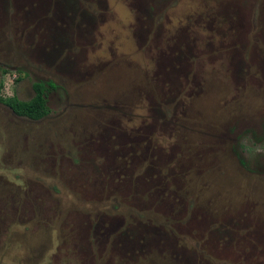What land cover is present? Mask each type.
Masks as SVG:
<instances>
[{
	"label": "rangeland",
	"instance_id": "1",
	"mask_svg": "<svg viewBox=\"0 0 264 264\" xmlns=\"http://www.w3.org/2000/svg\"><path fill=\"white\" fill-rule=\"evenodd\" d=\"M48 79L0 103V264H264V0H0V94Z\"/></svg>",
	"mask_w": 264,
	"mask_h": 264
},
{
	"label": "trees",
	"instance_id": "2",
	"mask_svg": "<svg viewBox=\"0 0 264 264\" xmlns=\"http://www.w3.org/2000/svg\"><path fill=\"white\" fill-rule=\"evenodd\" d=\"M34 96L29 100L19 99L17 96L12 95L9 97H3L0 94V103L8 106L15 114L20 116H26L28 118L38 120L44 117L48 113V107L46 105L45 89L47 85L42 81H36L33 83ZM48 86L53 87L51 83ZM238 160L244 168L255 171L258 166L251 167L249 163L241 156L238 155ZM259 171L262 165L259 164ZM263 168V167H262ZM147 227V226H145Z\"/></svg>",
	"mask_w": 264,
	"mask_h": 264
},
{
	"label": "flooded vegetation",
	"instance_id": "3",
	"mask_svg": "<svg viewBox=\"0 0 264 264\" xmlns=\"http://www.w3.org/2000/svg\"><path fill=\"white\" fill-rule=\"evenodd\" d=\"M65 4V3H64ZM153 6L152 5H149V3H148V5H147V9H146V13L148 14V15H151V13H152V10L154 9V7L152 8ZM81 8V7H80ZM67 15V14H66ZM36 82V81H35ZM42 82H44V84L45 85H47V87H46V89H45V97H46V94H47V91L49 90V89H53V88H56V83L53 81V80H51V79H48L47 81H42ZM49 83H51L52 85H53V87H51V86H48L49 85ZM33 85V84H32ZM33 87V86H32ZM33 91H34V89H33ZM33 96H34V94H33ZM32 96V97H33ZM31 97V98H32ZM31 98H29V99H31ZM20 99V98H19ZM29 99H27V100H29ZM1 104H3V103H1ZM3 105H5V104H3ZM46 105H47V100H46ZM6 106V105H5ZM8 107V106H7ZM48 107V106H47ZM9 108V107H8ZM13 112V111H12ZM14 113V112H13ZM48 113H49V109H48ZM47 113V114H48ZM46 114V115H47ZM17 115V114H16ZM45 115V116H46ZM18 116H20V115H18ZM44 116V117H45ZM22 117H26V116H22ZM28 118V117H27ZM43 118V117H42ZM42 118H40V119H42ZM29 119H31V118H29ZM40 119H38V120H40ZM32 120H34V119H32ZM238 157V156H237ZM243 157V156H242ZM244 158V157H243ZM238 162H239V160H238ZM240 163V162H239ZM241 164V163H240ZM257 166H258V168L260 167L259 166V164L257 163L256 164ZM261 165V164H260ZM242 166V165H241ZM242 167H244V166H242ZM264 167V166H263ZM246 169V168H245ZM260 169H262V167L260 168ZM248 170V169H247ZM249 171H251V170H249ZM259 172H261V171H259Z\"/></svg>",
	"mask_w": 264,
	"mask_h": 264
}]
</instances>
